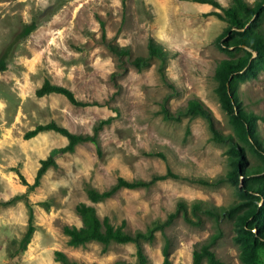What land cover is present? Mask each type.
I'll use <instances>...</instances> for the list:
<instances>
[{"label": "rangeland", "instance_id": "obj_1", "mask_svg": "<svg viewBox=\"0 0 264 264\" xmlns=\"http://www.w3.org/2000/svg\"><path fill=\"white\" fill-rule=\"evenodd\" d=\"M218 1L223 6L231 2ZM213 9L195 0H0V54L7 49L0 69V264H61L54 250L79 264L134 262L133 241L68 243L62 228L81 224L78 201L92 204L99 218L107 216L113 225L123 221L127 230L152 226L174 210L179 198L188 202V209L195 199L224 207L242 202L244 176L237 174L235 182L228 179L232 164L227 150L232 142L246 143L229 121L231 111L221 103L215 67L220 58L243 52L222 46L228 38L223 34L227 21L207 13ZM31 20L35 28L19 37L23 24ZM258 22L264 25V13ZM149 36L168 57L162 63L151 56L136 68L130 59L147 54ZM109 43L126 46L129 54L119 56ZM254 72L238 81L236 93L246 110L264 115V67ZM44 78L89 103L72 104L54 91L36 95ZM192 98L210 110L223 138L212 136L203 115L184 113ZM107 116L111 120L98 132L99 151L90 141L59 151L67 138L52 129L24 136L36 124L51 120L71 132H90L96 119ZM256 132L264 138V120H256ZM48 155L55 164L28 189L39 160ZM244 159L246 168L262 162L246 149ZM155 174L167 175L146 186L120 187L93 202L86 195L87 186L102 190L117 176L150 179ZM25 200L32 205L34 229L20 248L28 221ZM190 218L194 221H185L179 212L164 227L170 264H191L194 244L217 230L221 235L211 246L214 253L231 264H245L233 238L235 215L213 218L200 212ZM163 243L159 229L152 240H143L148 264L161 262ZM257 264H264V248L258 250Z\"/></svg>", "mask_w": 264, "mask_h": 264}, {"label": "trees", "instance_id": "obj_2", "mask_svg": "<svg viewBox=\"0 0 264 264\" xmlns=\"http://www.w3.org/2000/svg\"><path fill=\"white\" fill-rule=\"evenodd\" d=\"M201 3H209L214 8L207 13H214L219 18L227 21L225 31L228 38L223 40L221 44L226 49L228 46L242 49V54L236 58H220L215 67V76L218 80L217 90L220 95L222 105L231 111L229 121L232 123L238 138L247 144H237L232 142L228 148L229 159L232 164L228 179L236 181L237 174L244 176L239 192L243 197L242 202L236 201L229 207L217 206L201 199L193 200L188 209V202L182 198L176 201L173 211L167 213L165 218L152 224V226L145 230L136 228L134 230L123 229V221L117 225L109 222L107 216L99 218L95 207L92 204L84 201H78L75 205V210L81 219L80 225H64L63 232L68 236V243L78 244L87 240L95 239L102 243H107L110 240L125 242L133 241L135 244V261L128 262L125 260H116L113 264H148V256L144 251L143 240H152L154 237V230L159 229L164 236V243L161 248L162 260L159 264H170L169 260V245L170 239L164 232V227L170 224L177 213H181L185 221H194L190 215H196L203 212L212 215L213 218L218 216H232L237 218V233L234 235V241L239 249L238 257L245 264H257L258 250L264 248V138H258L256 132V120H264V115H259L252 110H246L237 97L236 86L239 80L245 77L254 75L257 67H264V25L259 23L260 16L264 13V0H253L247 2L246 0H231L229 5L223 6L218 0H195ZM254 17L252 20L251 18ZM36 23L31 20L26 22L18 32L19 37L26 36ZM222 35V33H221ZM147 54L136 55L130 59V62L136 67L140 68L148 63L151 56H156L163 63L168 57L167 50L151 36L147 39ZM109 46L113 52L119 56L128 55L129 48L122 45L110 44ZM247 47L249 49H247ZM255 51V56L251 57V51ZM232 51V50H230ZM7 49L0 54V69L5 67L4 58ZM159 70H162V65H159ZM59 92L63 94L69 102L75 105H83L89 102L76 99L70 89L62 85L52 83L44 78L41 84L35 89L36 95H42L48 92ZM162 110L166 112L163 106ZM184 113H199L203 115L209 123L212 131V136L216 139L223 138L220 132L214 127L213 117L210 110L205 107L198 99H189ZM112 116L101 117L94 121L90 132H71L66 127L57 124L54 121L36 124L32 129L24 133L25 137H29L36 132L44 129H52L66 136L67 142L59 148V151L72 150L74 145L81 141L92 142L97 151H99V136L98 132L102 126L111 120ZM250 150L256 153L262 160L261 163L255 164L246 168L244 159V150ZM55 161L52 155H48L39 160V166L36 169L33 182L27 184L28 189L37 184L40 175L49 166L54 165ZM168 175L170 170L166 171ZM167 174H155L150 179L134 178L125 179L122 176H117L113 183H110L106 188L97 190L92 186L85 188L86 195L90 201H97L112 194L120 187H137L146 186L152 181L164 178ZM22 181L23 178L19 173ZM205 183H214L219 181L207 180L205 178H197ZM25 182V181H24ZM24 194L14 195L6 202H10L17 197ZM261 199V202L258 201ZM26 201L28 207L27 226L20 239V248H23L28 242L31 233L34 229L32 223V205ZM240 212L237 213V210ZM190 212V213H189ZM221 235V232L210 233L205 239L194 244L191 251V264H231L219 258L211 246L216 239ZM54 259L61 262V264H79L77 261L68 258L62 251L54 250Z\"/></svg>", "mask_w": 264, "mask_h": 264}, {"label": "water", "instance_id": "obj_3", "mask_svg": "<svg viewBox=\"0 0 264 264\" xmlns=\"http://www.w3.org/2000/svg\"><path fill=\"white\" fill-rule=\"evenodd\" d=\"M247 49H249V48L247 47ZM253 55H255V52L252 50V51H251V57H252Z\"/></svg>", "mask_w": 264, "mask_h": 264}]
</instances>
